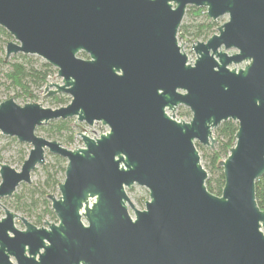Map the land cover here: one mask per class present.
I'll return each instance as SVG.
<instances>
[{
    "label": "water",
    "instance_id": "95a60500",
    "mask_svg": "<svg viewBox=\"0 0 264 264\" xmlns=\"http://www.w3.org/2000/svg\"><path fill=\"white\" fill-rule=\"evenodd\" d=\"M188 6L211 20L228 15L191 44L193 62L177 38ZM0 26L11 36L3 61L41 57L61 77L44 92L70 96L55 108L0 102V132L31 145L19 170L0 162V199L31 181L46 152L66 159L59 196L48 194L57 222L37 226L2 206L0 264H264L255 195L264 175V0H0ZM178 105L188 121L175 118ZM67 118L80 147L35 132ZM229 119L238 128L218 162L217 195L195 143L213 148V130ZM80 122L108 130L90 136ZM134 184L148 191L143 209L127 194Z\"/></svg>",
    "mask_w": 264,
    "mask_h": 264
},
{
    "label": "rangeland",
    "instance_id": "374dc122",
    "mask_svg": "<svg viewBox=\"0 0 264 264\" xmlns=\"http://www.w3.org/2000/svg\"><path fill=\"white\" fill-rule=\"evenodd\" d=\"M189 7L190 6H188L186 9V12L184 14V17H183L181 23H190L194 19L199 20L202 18V15L206 14V8L197 7V8H203V11H201V13H200L201 16L194 18L188 13ZM227 20H228L227 14L220 16L216 20H214L216 22V25L214 27L213 33H216L217 27ZM177 38H178V42L180 45H181V43H183L181 46H182L183 51L187 54L189 62H193L196 55H195L194 51L191 49V44L195 41L190 40V38L187 36H183V38H181V37H179L178 34H177ZM198 40L205 41L202 39H198ZM0 46L2 47V48H0V57H4L6 43L2 42V38H0ZM235 51L236 50L233 48L226 50V52L228 54H232ZM81 53H84V52H79L77 55L81 58H87L88 57L86 53H84V55H81ZM18 54L19 53L11 54V56L8 58L7 61H4L3 63L0 64V102L9 98V97H13L15 102L20 104V105H23L24 103L31 102V101L40 102L43 106L51 107V108H55V107H58L61 105H65V104L57 105L56 103H54L53 100L51 99L52 96H48L44 92L43 88L45 85H43L39 88L31 86V88H30L31 96H26L27 95L26 93H20L19 95H17V93H16L17 90L15 88H13L11 86L10 82H8L5 78V72L9 69V62L14 61V60L29 61V62H33L35 65H39L42 62H45L44 59H42L41 57H39L37 55L24 54V55H26V58H27V59H25V58H21L19 56H16ZM20 54H22V53H20ZM243 65H244V63L242 62V63H239L237 65L232 64L229 67L236 66L237 68H240V67H243ZM50 69H51V71L47 77L46 83L47 82L60 83L61 77H59L57 75V68L50 65ZM53 76H54V78H53ZM59 94H63V97L65 99H68V102H69L70 96L68 94H66V93H59ZM173 114H174L176 119H183L185 121H188L191 118V112L184 105H178L176 107V109L173 111ZM71 119L73 121L75 120V118H71ZM80 123L86 128V130L90 136H99L101 133L108 130V127L102 125L100 122H95L93 125H90V126L84 122H80ZM75 130L77 133L79 132L78 127H76ZM214 130H213V136L215 137ZM35 132H36V134L43 136V137H46L48 139H55V140L61 141L60 137L49 138L47 136V133L44 130L36 128ZM77 133H75V135H74V141L72 144H70V145L69 144L68 145L63 144V145L68 147V148H75V147L82 146L83 144H82L81 138L79 137V135ZM202 146H203V148H205V150L199 149L201 164L203 165V167L207 171V179L208 178L213 179L216 176V174L213 173L209 168H207L205 155H206V153H208L207 149H213L216 146V143L214 144L213 148H210L209 146H205V145H202ZM30 148H31L30 144L20 142L16 139V137L4 135L0 132V162L8 163L13 168L19 170L21 167L22 161L27 157ZM53 156H54V154L46 152L45 163L42 165H38L31 172V181L29 183H26V182L20 183L14 192V193L22 194V193H28V189L38 188L37 192L34 195V198L38 202L37 207L34 208V210H32L30 212L31 214H29L27 212L28 210L25 211L22 209H17L15 207L16 203H15V200L13 198V195H11L9 197H4V198L0 199V218L3 217L5 214L4 213V207H5V208L12 210L13 212H16L20 216L26 217L30 222L34 223L37 226H46L44 223L45 220L50 221V222H57V217L54 214L53 210L51 209L50 197L48 195L46 197H44L45 193L52 194L56 198L60 194L58 186H57L58 183L55 186L53 183H51V181H50V185L45 184L47 171H50L51 173L55 174V169H56L57 174H55V177L59 179V182L63 181L64 176H65L64 173H62L59 170L60 165L58 166L57 164H55V167H53L52 169H49L50 165H52L55 162ZM65 165H66V159H65L64 166ZM45 166H46V169H45ZM127 194L129 196L131 202L133 203V205L137 209H143L144 208V202L146 199H148V191L145 187L134 184L130 189H127ZM27 197H28V195H27ZM45 198L49 201V209L52 210L54 216H52V214H46L44 216L42 222L38 224L37 222H35V219H36L37 213H42V210L45 208V205L43 203ZM2 206H4V207H2ZM128 210H129V213L131 214V216H133L134 215L133 210L129 206H128ZM14 221H15V226L18 229L24 228L23 223L18 218H15Z\"/></svg>",
    "mask_w": 264,
    "mask_h": 264
},
{
    "label": "trees",
    "instance_id": "16d2710c",
    "mask_svg": "<svg viewBox=\"0 0 264 264\" xmlns=\"http://www.w3.org/2000/svg\"><path fill=\"white\" fill-rule=\"evenodd\" d=\"M201 11H203V8H195L193 6L188 8V13L194 18L201 16ZM215 25L216 22L204 14L199 20L194 19L190 23H181L178 29V35L181 38H183V36H187L192 41H196L198 39L206 40L213 34ZM0 38H2V42L4 43H7V41L11 39L9 33L1 26ZM0 48L2 47L0 46ZM81 55H84V53H81ZM16 56L27 59L24 54L19 53ZM3 62V57H0V64ZM50 71V64L47 62L35 65L33 62L29 61L14 60L9 62V69L5 72V78L8 82H10L11 86L17 90V95L20 93H26V96H31V86L39 88L45 85ZM51 99L57 105L67 104L68 102V99H65L63 94H55ZM75 128L76 126H74V121L71 118L51 120L48 123L37 127V129L44 130L49 138L60 137L61 141H59L62 144L67 145L72 144L74 141V135L76 133ZM237 128V122L230 119L223 121L214 130L215 138L217 139L216 146L213 149H207L208 153L205 155L207 168L216 174L213 179H206V187L210 192L217 195L221 194L222 187L224 185V175L222 168L218 166V162L227 156L229 149L234 145V136ZM195 144L198 150H205V148H203V146L198 142ZM53 158L55 162L50 165L49 169H52L55 167V164H57L58 166L60 165L59 170L64 173L65 159L58 155H54ZM55 174H57L56 169ZM55 174L47 171L45 184L50 185L51 181L54 186L57 185V183H59V179L55 177ZM37 189L38 188L28 189V193H14L13 198L16 203L15 207L25 211L28 210L27 212L31 214L30 212L37 207L38 203L34 198ZM48 194L45 193L44 197ZM255 195L259 207L264 209V175L255 182ZM43 203L45 208L42 210V213H37L35 219V222L38 224L42 222L46 214H52V216H54L52 210L49 209V201L45 198Z\"/></svg>",
    "mask_w": 264,
    "mask_h": 264
}]
</instances>
